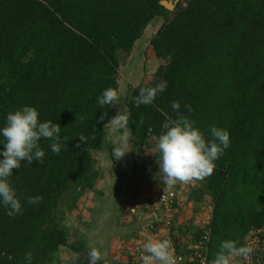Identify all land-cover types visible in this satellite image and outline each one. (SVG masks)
<instances>
[{
    "label": "trees",
    "instance_id": "obj_1",
    "mask_svg": "<svg viewBox=\"0 0 264 264\" xmlns=\"http://www.w3.org/2000/svg\"><path fill=\"white\" fill-rule=\"evenodd\" d=\"M162 1L0 0V126L30 105L41 121L59 123L64 138L59 154L41 140L44 161L22 162L9 177L22 212L9 216L0 206V264H26L28 255L32 264H55L62 247L82 251L84 242L69 240L60 206L68 198L76 203L75 190L95 186L93 152L112 150L107 129L115 114L97 98L107 88L119 96V53L130 52L160 18L151 46L167 61L128 95L129 133L145 145L179 115L205 137L214 125L230 133V148L200 181L212 198L211 222L191 235L196 241L210 233V264L222 241L247 246L264 228V0H188L176 12ZM160 81L166 91L136 107L140 88ZM35 196L42 197L38 205L26 203Z\"/></svg>",
    "mask_w": 264,
    "mask_h": 264
},
{
    "label": "clouds",
    "instance_id": "obj_2",
    "mask_svg": "<svg viewBox=\"0 0 264 264\" xmlns=\"http://www.w3.org/2000/svg\"><path fill=\"white\" fill-rule=\"evenodd\" d=\"M167 81H160L154 86L142 87L134 98L136 107L152 105L159 93L166 91ZM118 92L113 88L103 90L97 98L100 108L118 105ZM171 108L179 112L181 105L177 101L171 102ZM187 112H192L190 105H185ZM40 113L30 105L9 112L2 126H0V206L7 210V215L21 214L22 203L12 187L9 177L14 170L21 168L22 162L31 165L33 162L42 163L45 151L40 141L50 142V150L59 154L64 146L59 123L51 120L41 121ZM110 127L117 130L124 129L125 135L119 137L120 147L114 153V160L124 157L129 136L128 117L122 113L112 118ZM164 131L159 135L156 149L160 154L158 161L162 181L169 187L177 182L190 183L203 181L211 176L215 169V161L224 155L231 146L230 133L218 126H212L208 137L195 126V122L187 116L168 118L163 123ZM84 141V137H80ZM42 197H28L26 203L38 205ZM264 211V208L258 209ZM88 264H102L101 252L97 248L89 247ZM253 249L247 246H237L232 240L221 242L212 264H230L235 256L249 257ZM142 264H176L170 241L167 239L149 240L143 245ZM26 264H32V257H25Z\"/></svg>",
    "mask_w": 264,
    "mask_h": 264
},
{
    "label": "rangeland",
    "instance_id": "obj_3",
    "mask_svg": "<svg viewBox=\"0 0 264 264\" xmlns=\"http://www.w3.org/2000/svg\"><path fill=\"white\" fill-rule=\"evenodd\" d=\"M187 1L188 0H164L165 4L167 7H170L169 10L172 12L178 11V5H186ZM162 22L163 19L160 18L156 20L155 23H152L151 28L146 30L144 35L134 44L130 52L121 51L119 53L120 67L117 74L119 99L116 102L118 105H114V111L117 115L128 113V95L132 89L142 84L146 85L152 79L153 74L159 68V66L167 61L158 59L151 46V39L155 36V33L161 26ZM117 139L118 138L114 136V131H112L111 135L109 134V138L107 135V140L111 145L116 144ZM156 140L157 138L155 137L150 143H147L142 147L139 146V144L135 141L129 142L128 140L125 150L129 151H127L124 157L119 159V161L112 159L114 158L112 156L113 148L110 150L109 147H105L102 150L93 152L95 159V169L98 174L95 186L92 189L75 190V195H78V200L76 203L71 204L73 202L69 201L68 198V200L63 202L59 209L61 220L68 230L70 242L73 243L83 241L85 246L82 248V252H75L68 247H62L57 255L58 257L56 262L60 261L62 264L71 263V261L68 260L70 256L68 254L64 255L63 252L61 253L62 250L65 252L67 251V253L70 254L71 252L74 254L77 253V258L74 261L76 264H82L81 261L85 258L84 252H89V247L97 248L100 252H106V238H108V232H106V230L110 229L109 225H111L112 222L116 224L117 219L115 215L118 212L121 213V215L123 214L119 208L120 205L118 204L120 199H117L116 197L118 192L121 191V187L124 185L123 180L121 183L122 173H125V176H128L130 180H140L141 183L143 181L142 178H145V176L152 175L155 178H158L159 175H161L157 161L160 157V154L156 149ZM118 145L120 146V143ZM114 163L117 165V168L118 165L121 166L119 167L121 174L120 171L116 169ZM114 168L115 170L112 171ZM101 175H106V182H104V179L101 178ZM109 175L113 177L112 180ZM160 178L161 180L159 181L163 182L162 175ZM161 184L162 186L164 185L163 183ZM185 188L190 189L189 202L192 199V201H194V199H200V192H205L206 190L205 184L202 182L195 183L193 185L192 183L187 184ZM151 193L152 192H149L148 195ZM178 197L181 203V198L184 197V195L179 192ZM156 204H158V207H160L159 202L156 201ZM133 205H128L126 210H130ZM176 217L177 214L175 215V219ZM119 220L120 218L118 221ZM153 221L155 222V220ZM189 221L190 220H187L186 222L187 226L190 225ZM193 231L195 230L193 227H191L190 232L193 233ZM100 232L102 235L101 239L97 238V234ZM183 232H185V229ZM129 235L134 236L132 234ZM116 236H118V234ZM187 236L188 235H185V237ZM56 262L55 264H57Z\"/></svg>",
    "mask_w": 264,
    "mask_h": 264
},
{
    "label": "crops",
    "instance_id": "obj_4",
    "mask_svg": "<svg viewBox=\"0 0 264 264\" xmlns=\"http://www.w3.org/2000/svg\"><path fill=\"white\" fill-rule=\"evenodd\" d=\"M126 115H128V113ZM115 116H117V114H114V117ZM112 131H114V136L118 138L117 143L112 145L113 153H114V151L118 147H120L118 145L119 137L122 135H125L126 133L124 129L117 130L108 125V129H107L108 138H109V134L111 135ZM127 134L129 136V142L134 141L130 133L128 132ZM154 138L155 137H152L151 140H153ZM151 140L149 141V143L151 142ZM107 143H109L108 140H107ZM139 146L142 147L144 145H139ZM113 153H112V156H113ZM112 159L114 160V158ZM115 161H119V160H115ZM116 166L117 165H115V167ZM119 167L121 166L118 165V168L116 167V169L119 170ZM113 170H115V168L112 169V171ZM120 174H121V171H120ZM161 175H159V177L157 175L158 178H155L152 175L145 176V178H142L143 181L141 183L140 180H134V179L130 180L128 176L127 177L125 176V173H122L121 183L123 180L124 185L121 187V191L118 192L119 195L117 194L116 197L117 199L118 198L120 199V202L118 204L120 205L119 208L121 209L123 214L121 215V213L118 212L115 215L117 219L116 224H114L113 222L111 225L108 224L110 229L106 230V232H108V238H106L107 250L106 252L104 251L101 252L102 264H129L131 254L133 253L132 246L134 245L135 241H137L141 237L145 238L148 235H150L151 232L148 230L149 225L152 223L153 220L157 221L158 219L162 217L161 209L160 207H158V204H156V201L159 202L158 201L159 193L164 189H171V188L176 189L179 192H181L185 197V198L184 197L181 198L182 205H180L181 207L176 217L177 227L179 230L178 233L183 239L189 241V237L193 233L205 227L209 223L210 218L212 217V211L210 208V206L212 205L211 196L205 190V192H200V199H194V201H192L193 200L192 199L189 202L190 189L185 188L187 184L192 183L193 185L195 183H200V181H194L190 183L177 182L174 186L169 187L167 184H164L163 182L159 181L161 180L160 178ZM105 176L106 175H101V178L104 179V182H106ZM112 179L113 177H111V180ZM161 183H163L164 185L162 186ZM145 188L149 189L150 192L152 193L150 195L145 194L143 192V189ZM128 205L129 206L133 205L130 210L129 209L126 210ZM134 208H139V209H137L136 213L132 214V209ZM119 218L120 220L118 221ZM187 220H190L189 226L186 225ZM191 227H193V229L195 230L193 231V233L190 232ZM184 229H185V232H183ZM117 234L118 236H116ZM129 234H132L134 236H130ZM97 235H96L97 238L101 239V236H102L101 232L98 233ZM185 235H188V236L185 237ZM146 240L149 241L151 240V238L148 237V239L146 238ZM152 240H155V239L152 238ZM62 252L64 253V255L68 254L70 256V258L68 259L69 261H71L70 264H76L74 263V261L77 258V253L74 254L71 252L70 254V253H67V251L65 252L63 250L61 251V253ZM87 252L88 251L84 252L85 258L84 260L81 261L82 264H88ZM237 260H238V257H232L230 259V263H234ZM98 264H100V262H98Z\"/></svg>",
    "mask_w": 264,
    "mask_h": 264
},
{
    "label": "built area",
    "instance_id": "obj_5",
    "mask_svg": "<svg viewBox=\"0 0 264 264\" xmlns=\"http://www.w3.org/2000/svg\"><path fill=\"white\" fill-rule=\"evenodd\" d=\"M145 194L150 192L144 189ZM179 191L176 189H164L159 196L160 209L162 217L149 225L148 230L151 232L147 237H141L135 241L133 253L131 254L129 264H142L141 256L143 253V245L148 239H167L170 241L172 251L176 260V264H210L208 258L210 233L205 232L198 240L193 241L191 236L189 241L183 239L178 234L175 215L180 210ZM212 211V206H210ZM137 209H132V213H136ZM211 222V218L208 226ZM203 227V229L206 228ZM247 247L253 249L249 257H241L234 263L230 264H262L264 262V228L252 232L247 238Z\"/></svg>",
    "mask_w": 264,
    "mask_h": 264
},
{
    "label": "water",
    "instance_id": "obj_6",
    "mask_svg": "<svg viewBox=\"0 0 264 264\" xmlns=\"http://www.w3.org/2000/svg\"><path fill=\"white\" fill-rule=\"evenodd\" d=\"M162 3L167 7V5L165 4L164 0L162 1ZM167 8H170V7H167ZM110 123H111V121H110ZM110 123H109V124H110ZM109 124H108V125H109Z\"/></svg>",
    "mask_w": 264,
    "mask_h": 264
}]
</instances>
